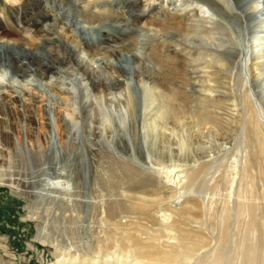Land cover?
<instances>
[{
  "label": "rangeland",
  "instance_id": "1",
  "mask_svg": "<svg viewBox=\"0 0 264 264\" xmlns=\"http://www.w3.org/2000/svg\"><path fill=\"white\" fill-rule=\"evenodd\" d=\"M81 3L87 4V1L81 0ZM156 3L140 21L149 23L154 17L165 14L160 11L164 1L156 0ZM254 3L257 9L263 7V1ZM89 5L94 13L82 12L88 24H123L128 18L123 9L114 5L110 7L112 13L102 14L109 8L105 0ZM217 19V22L204 23L206 34L210 36L205 40L210 54L201 56L211 58L209 61L194 62L196 55L191 51L155 41L147 36L139 20L124 28L120 38L110 45L94 41L91 56L107 59L114 58V49L124 56H133L132 37L146 42L138 52L136 72L144 75L146 88L158 97L146 110V118L138 115L145 104L144 87L137 89L133 102L137 109L133 111L125 89L123 96L113 101L110 96L82 97L76 88L75 99L67 104L59 99L62 103L56 108L53 103L56 96L36 81L33 82L36 88L22 89V93L17 82L7 90L0 87V260L8 264H140L138 247L170 251L183 234L196 248L216 244L222 231L223 209L232 206L229 197L232 166L220 167L228 168L229 176L217 177L209 188L205 187L211 175H207L208 168L199 170L200 175L197 171L196 177L181 180L168 170L176 168L178 174H183L191 167L199 169L204 157H212L233 145L238 68L228 49L240 48L242 32L231 24L234 18ZM253 30V34L261 30L258 22ZM9 31L2 32L12 42L14 38L22 40L25 34L23 27ZM51 49L54 50L46 48ZM54 52V56H61L58 48ZM256 59L253 56L252 62ZM69 67L75 68L72 63ZM260 70L264 81V65ZM4 73L5 70L0 72V82L11 84L9 73ZM103 73L109 75L106 71ZM62 92L66 96L67 93ZM159 102L168 109L167 113L158 111ZM175 108L180 109L179 113L175 114ZM205 114L210 116L211 123L201 119ZM152 121L159 132L169 137L171 149L163 150L159 139L157 153L133 145L141 141L142 131L147 130ZM53 132L56 143H53ZM179 138L185 140L177 143ZM120 140L128 146L122 148L118 145ZM85 145L93 147L89 150V164L82 163L77 155ZM168 150L172 158L166 155ZM229 157L225 163L233 160L232 155ZM248 181L244 183L247 196H243L245 200L253 197L261 213L264 199L260 194L264 193V188L255 182L252 191L256 193L253 194ZM181 192L186 196L178 200L176 197ZM204 203L208 218L203 211ZM244 215L240 224L230 229L229 239H235H231V243L235 242L233 250L229 246L232 251L245 235L257 238L258 230L248 227L250 215ZM194 260L195 257L190 256L174 264H194Z\"/></svg>",
  "mask_w": 264,
  "mask_h": 264
},
{
  "label": "bare ground",
  "instance_id": "2",
  "mask_svg": "<svg viewBox=\"0 0 264 264\" xmlns=\"http://www.w3.org/2000/svg\"><path fill=\"white\" fill-rule=\"evenodd\" d=\"M86 1L87 4H82L81 0H0V72L5 70L4 74L9 73L13 81L11 84L0 82V87H4L7 90L8 87H14V83L17 82L21 87L20 92L22 93V89L27 90L28 87L29 89L36 88V85L33 86V82L36 81L42 84L49 92H53L54 96H56L53 102L56 104V108L59 103H62L59 99H63V103L66 104L72 99H75L74 93L76 88L80 90V95L82 97L110 96V99L112 98L113 101L120 99L121 96H123L122 90L125 89L128 92V103L131 105L132 111L136 108L133 102L135 97H137V89L138 87H144L146 91L145 104L143 105L142 113L139 112L138 115L139 118L140 116L146 118V110L152 105L154 100L158 98L146 88L147 81L144 80V75L136 72L138 68L137 55H139L138 52L145 47L146 42L136 37L130 38L134 50L133 56H124L122 52L114 49L112 52L114 56L113 59H107L98 55L92 57L91 50L94 41L97 42V44L110 45L114 39H119V34L123 32L124 28L131 26L135 22H138V20L140 21L141 16L146 15L147 10H150L152 6L155 7L157 4L156 0H105L106 6L109 8L104 9L101 12L102 14H106L107 12L105 13V11L112 13L110 7L114 5L123 9L128 18L123 24L105 22L100 25L88 24L86 17L82 13L93 14L94 10L89 9V4L99 0ZM163 1L164 3L160 4L162 5V7L160 6L162 9L160 11L165 14L163 16L159 15L154 17L149 23L140 21V24L142 22L141 25L144 27L140 25L141 28L146 29L148 32L147 36L157 42L172 43L177 48L191 51L193 55H196L192 60L194 62H200L201 59L205 61L211 59L201 56V54H210L205 44V40L210 38V36L208 37L206 34L207 29L204 27V23L207 20L217 22L218 17L228 16L232 19L234 18L231 24L237 26L242 32L241 38L243 42L240 48L234 47L228 49L230 53L229 56L234 58L238 68V72L236 70L237 81L235 82V86L238 89L236 97L234 96V98H236V103L233 100L236 108V130L235 134H233V145L223 148L221 152L216 155L214 154L212 157H204L205 159L200 161L201 168L199 169L197 167H191L189 170H185L183 174H178L176 168L168 170L169 173H173L172 175H174V177H178L179 180H181V178L183 179L184 177H193L198 174L197 171L199 172L200 170V172H202L201 169L208 168L207 171H209V173L207 175H211L207 178L205 187L209 188L217 177L229 176V169L226 168L223 170L220 169V167H226L225 165L232 166V170H229L231 174L229 197L232 206L224 207L223 209L224 212L221 222L222 231H220V238L216 244L210 247L204 246L203 248H196L195 244L187 241L183 234L182 236L184 237L178 236V245L170 251L159 252L155 251L153 248L138 247L136 250L139 255L138 262L140 264H174L178 260H184L185 258L194 256V264H264V206L262 210H260L261 213H258L259 204L257 201H255L253 197H250L249 200H245L243 196L244 190H246L244 188V183L248 180L250 192L255 188V182L260 186L262 185L264 188V81L262 80L263 78L261 79L262 72L260 70L261 66L264 65V0H259L263 1V7L260 9H257V4L254 3L255 0ZM137 10L139 11L138 13L136 12ZM256 22L260 24L261 30H259L257 34H253L256 30H253ZM20 27H23L25 31V34L22 35V40L21 37L20 40L19 38H14L15 41L12 42L11 38L3 34L7 30H13V32L14 30L19 31ZM191 43L193 46L188 45ZM49 47H53L54 50L58 48L61 52V56H54L55 52L52 49L46 50V48ZM253 56L257 58L254 63L252 62ZM216 61L218 60L216 59ZM71 63L75 66L74 69L69 67ZM220 65H222V63ZM111 68H114V70ZM255 69L258 71L253 72ZM104 71L109 73V75H103ZM232 83L234 84V82ZM63 86H68V88L64 89ZM62 91L67 93L66 96ZM70 93L73 95L70 96ZM16 96L19 95H15V97ZM160 103L161 102H159V104ZM164 108L165 107L160 104L158 111L164 114L167 113L168 109ZM170 108H172L171 111H173L171 105ZM179 110L175 108V114L179 113ZM209 117V115L205 114L201 119L204 122L211 123ZM55 123L56 120L54 121V124ZM213 123L215 124V122ZM155 126V121L149 123L148 129L142 131L141 141L136 144H131L138 145L137 147L140 150H144V148L146 150L147 148L149 152L157 153L160 151L158 148L159 146H157L160 140V145L163 150L165 149L166 151V149H171V140L169 137L167 136L166 138L165 133L159 132L158 128ZM55 130V132H57L56 124ZM138 131L139 130H137V132ZM55 132H53V143H56ZM175 136V139H177L178 135L176 134ZM182 139L179 138V142H176L180 143ZM183 143L182 141L181 144ZM118 145L122 148L128 146L125 143L123 144L121 140ZM91 147L85 145L77 154L78 157L82 159V163H90L89 150H91ZM166 155L169 156V158L173 156L171 150H168ZM231 155L233 156V160L225 163V161L227 162L229 160V156ZM217 170H219V172L216 174ZM263 188H261V190ZM202 189L201 191L203 192ZM208 190L206 189L205 191ZM255 193L253 192V194ZM260 195L264 199V193L262 192ZM185 196V192H181L176 198L181 200ZM201 197L204 198V195L201 194ZM207 197L208 196H206V198ZM203 205V211L205 213L208 212L205 203ZM219 205L221 206V204ZM245 213L250 215V220L248 221L249 229L258 230V235H256L257 238L251 239L248 234H244L245 236L238 240L235 250L232 251V243L235 242L232 241L231 243V239H235H233L234 237L229 239L230 229L240 224ZM218 226L219 223L217 228ZM105 243H107V240ZM101 247L102 246H100V248ZM108 249L107 247V250ZM135 260L137 259L135 258ZM0 264L8 263L0 260Z\"/></svg>",
  "mask_w": 264,
  "mask_h": 264
}]
</instances>
